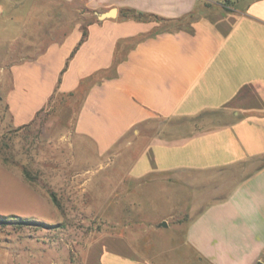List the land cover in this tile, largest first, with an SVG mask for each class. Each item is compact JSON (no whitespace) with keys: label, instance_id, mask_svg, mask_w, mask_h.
Here are the masks:
<instances>
[{"label":"crops","instance_id":"1","mask_svg":"<svg viewBox=\"0 0 264 264\" xmlns=\"http://www.w3.org/2000/svg\"><path fill=\"white\" fill-rule=\"evenodd\" d=\"M3 12L23 22L11 40L0 30L23 52L12 124L59 99L79 150L124 165L107 211L147 188L174 200L137 230L111 215L83 264H264V0H0Z\"/></svg>","mask_w":264,"mask_h":264},{"label":"rangeland","instance_id":"2","mask_svg":"<svg viewBox=\"0 0 264 264\" xmlns=\"http://www.w3.org/2000/svg\"><path fill=\"white\" fill-rule=\"evenodd\" d=\"M27 27L36 28L32 22ZM13 28L21 31L23 22L12 23L3 12L2 37L11 40ZM22 53L5 40L0 43V218L9 220L0 225V264H83L91 241L116 228L108 224L111 215L137 230L146 221L156 223L176 213L171 194L151 188L136 196L138 202L128 196L123 210L107 211L109 203H118V194L109 192L119 184L124 165L119 158L110 165L108 158L79 150L70 137L71 116L64 105L58 106L59 99L50 100L30 124H12L6 103L12 89L9 70ZM172 234L165 231L164 237Z\"/></svg>","mask_w":264,"mask_h":264},{"label":"trees","instance_id":"3","mask_svg":"<svg viewBox=\"0 0 264 264\" xmlns=\"http://www.w3.org/2000/svg\"><path fill=\"white\" fill-rule=\"evenodd\" d=\"M224 10H225V8H224ZM127 13H128V16L130 18L135 19V20H147V19H153L156 21L160 20L154 16H145V15L138 13V12H135V11H129ZM84 35H85V33H84ZM7 222H9V220L6 221V220L0 218V225L6 224Z\"/></svg>","mask_w":264,"mask_h":264},{"label":"water","instance_id":"4","mask_svg":"<svg viewBox=\"0 0 264 264\" xmlns=\"http://www.w3.org/2000/svg\"><path fill=\"white\" fill-rule=\"evenodd\" d=\"M114 13H115V10L112 9V10H110V11L104 13V14L99 15L98 18L100 20H102V19L107 18V17H112L114 15ZM162 226L165 227L166 226V223H162Z\"/></svg>","mask_w":264,"mask_h":264}]
</instances>
